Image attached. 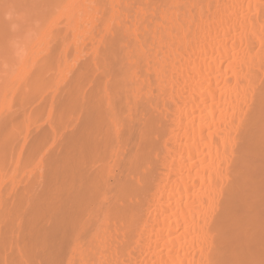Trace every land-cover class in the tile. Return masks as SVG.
Segmentation results:
<instances>
[{
  "label": "bare ground",
  "instance_id": "6f19581e",
  "mask_svg": "<svg viewBox=\"0 0 264 264\" xmlns=\"http://www.w3.org/2000/svg\"><path fill=\"white\" fill-rule=\"evenodd\" d=\"M155 3L137 13L150 52L136 35L106 61L113 16L106 60L82 64L49 264H264V0Z\"/></svg>",
  "mask_w": 264,
  "mask_h": 264
},
{
  "label": "rangeland",
  "instance_id": "374dc122",
  "mask_svg": "<svg viewBox=\"0 0 264 264\" xmlns=\"http://www.w3.org/2000/svg\"><path fill=\"white\" fill-rule=\"evenodd\" d=\"M156 1L0 0V264L51 263L52 223L48 222H52L53 209L49 206L54 178L51 181L50 167L55 159L51 154L60 144H66L63 139L68 136L67 130L79 123L78 111L85 93L82 64L106 60L105 52L111 49L108 43L101 44V38L108 33L103 36V32L112 30V24L120 30H113L111 39L105 41L113 37L111 42L116 47L112 46L120 47L122 53L117 50L119 56L115 57L109 52L106 61H122L123 57L126 61L131 50L140 45L136 35L150 52L149 44L156 40L158 28L145 32L139 17L145 7L147 13L155 10L157 17L161 10L169 11ZM113 16L121 18L122 26L119 20V26L116 19L111 20ZM108 19L111 26L104 25ZM71 86L84 91L75 93ZM72 91L76 96L70 94ZM71 97H77L80 104L70 102ZM72 104L78 107L76 113L77 107ZM73 115L77 116L75 120L70 119ZM59 141L63 142L58 145ZM60 150L65 154V149L57 153Z\"/></svg>",
  "mask_w": 264,
  "mask_h": 264
}]
</instances>
